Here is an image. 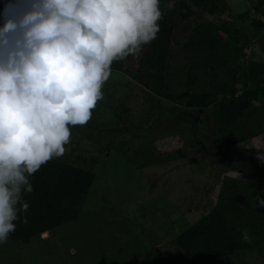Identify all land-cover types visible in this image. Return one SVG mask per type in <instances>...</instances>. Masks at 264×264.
Returning a JSON list of instances; mask_svg holds the SVG:
<instances>
[{
	"label": "trees",
	"instance_id": "trees-1",
	"mask_svg": "<svg viewBox=\"0 0 264 264\" xmlns=\"http://www.w3.org/2000/svg\"><path fill=\"white\" fill-rule=\"evenodd\" d=\"M252 1L250 9L238 14L230 10L227 0H161L163 15L157 37L143 47L139 56L130 55L113 61L111 71L124 73L151 94L153 102L160 105L158 120L167 113L164 102L176 108L196 110L198 114L213 108L215 149L250 142L264 134V59L250 49L264 33V0ZM12 2L2 5L0 24L6 7ZM260 15L262 17H258ZM184 22L181 41L178 39L179 26ZM176 47L183 57L182 68L187 75L183 90L173 89L169 82L170 71L176 64ZM133 59H136L135 69L130 67ZM130 84H124V91L130 89ZM111 103L110 111L115 109L114 105L120 104L115 117L123 121L127 108L116 99ZM99 105L96 106L98 113ZM107 110L108 107L102 106V115ZM131 124L126 120L120 124L123 125L120 129L122 134L130 136L133 126L143 130V125ZM84 126L83 136L74 135L71 129L72 139L66 145V149L71 147V153L65 151L63 156L51 159L31 177L33 191L23 193L29 208L19 214L16 230L9 236L12 240L28 243L41 239L42 233H55L61 226L81 216L101 163L98 156L103 150L97 146L105 123L89 120ZM140 138L145 137L141 135ZM73 144L76 149H72ZM85 144L96 147L92 149L91 157L86 154L88 148ZM75 150L80 151L73 154ZM115 150L119 151L118 148ZM182 157L176 154L170 161ZM126 162L134 164L130 163L129 157ZM138 168L142 174V167ZM233 170L238 171L241 177L225 175L217 201L194 223L184 217L182 207L177 208L176 213L171 212L175 208L167 204V199L160 202L158 210L141 214L142 217L162 219L160 223L167 221L170 227L166 235L172 234L168 250L151 247L143 251L148 264H264V207H259L256 201L257 194L264 198V163L245 168L234 166ZM180 178L192 180L188 174ZM136 192L142 194L139 189L134 194L128 191L131 200L136 199ZM127 205L125 221L133 227L129 215L133 205L129 202ZM245 231L249 236L247 240L243 238ZM107 232H111V238L116 242L114 232ZM249 256L257 260L248 262Z\"/></svg>",
	"mask_w": 264,
	"mask_h": 264
},
{
	"label": "rangeland",
	"instance_id": "rangeland-1",
	"mask_svg": "<svg viewBox=\"0 0 264 264\" xmlns=\"http://www.w3.org/2000/svg\"><path fill=\"white\" fill-rule=\"evenodd\" d=\"M10 1L0 0V11L2 5ZM227 1L230 10L238 14L245 13L254 3L250 0ZM185 24L179 26L178 39L181 41ZM250 49L264 59V33ZM174 55L176 64L170 71L169 82L173 89L183 90L186 88L187 75L182 68L184 63L179 48L174 49ZM134 63L136 59L130 61L132 69L136 68ZM128 82L131 83L128 86L130 89L124 91V84ZM103 93V98L97 103L100 104V114L95 108L90 119V122L105 123L97 146L103 153L98 154L101 163L96 171L97 178L81 216L61 226L55 233L28 243L9 238L6 243L0 244V264H148L143 251L151 247L168 250L172 234L166 235L170 227L167 221L160 223L162 219H154L149 214V218L142 217L141 214L152 209L158 210L160 202L167 199V204L175 208L171 212L176 213L177 208L182 207L184 217L194 223L217 201L225 175L241 177L238 171L233 170L234 166L245 168L264 163L258 158V153H264V134L244 144L214 148L213 108L198 114L196 110L176 108L164 102L166 118L158 120L160 105L153 102L151 94L124 73L116 71H111ZM115 99L127 108L123 121L115 117L119 103L110 111L113 106L111 102ZM102 106L108 107L103 115ZM125 120L132 122L131 125H143V130L135 127L133 131V126V133L131 131L130 136H125L120 131L123 128L120 124ZM175 127L181 128L180 133L172 129ZM71 129L74 135L83 136L86 126L77 125ZM141 135L145 138L141 139ZM107 143L110 148H107ZM85 147L88 148L87 156L91 157L92 149L96 147L93 144H85ZM115 148L119 151L116 152ZM70 149L67 148L66 152L71 153ZM72 149H76L75 144ZM78 152L75 150L73 154ZM176 154L183 155L182 159L170 161ZM122 156L123 160L120 159ZM128 157L130 163L134 164L126 162ZM158 162L163 164H156ZM138 166L142 167V174ZM185 174L192 180L180 178ZM136 189L142 194L136 192V199L131 200L128 191L134 194ZM127 201L133 205L129 211L133 227L125 221ZM134 202L137 204L134 205ZM109 230L114 232L117 243L111 238V232H107ZM256 260L254 256L247 258L248 262Z\"/></svg>",
	"mask_w": 264,
	"mask_h": 264
},
{
	"label": "clouds",
	"instance_id": "clouds-1",
	"mask_svg": "<svg viewBox=\"0 0 264 264\" xmlns=\"http://www.w3.org/2000/svg\"><path fill=\"white\" fill-rule=\"evenodd\" d=\"M160 3L13 0L6 7L0 24V244L29 208L23 193L33 191V174L63 156L71 128L91 119L113 61L139 56L157 37ZM258 158L264 161V153ZM256 201L264 207L261 194ZM243 238L249 239L247 231Z\"/></svg>",
	"mask_w": 264,
	"mask_h": 264
},
{
	"label": "water",
	"instance_id": "water-1",
	"mask_svg": "<svg viewBox=\"0 0 264 264\" xmlns=\"http://www.w3.org/2000/svg\"><path fill=\"white\" fill-rule=\"evenodd\" d=\"M46 233H47V232H46ZM42 236H43V237H45V236L47 237V236H49V234L47 233V235H42Z\"/></svg>",
	"mask_w": 264,
	"mask_h": 264
}]
</instances>
